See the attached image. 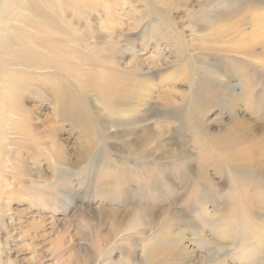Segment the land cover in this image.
I'll return each mask as SVG.
<instances>
[{"label":"rangeland","instance_id":"obj_1","mask_svg":"<svg viewBox=\"0 0 264 264\" xmlns=\"http://www.w3.org/2000/svg\"><path fill=\"white\" fill-rule=\"evenodd\" d=\"M77 2L82 7L60 10L79 34L92 36L44 76L62 91L59 104L45 91L28 101L35 127L25 129L39 142L6 130L0 264H146L161 244L182 252L166 264H264V185L232 169L241 181L233 185L207 141L238 132L239 119L253 134L248 145L264 143V0ZM108 85L114 96L103 92ZM137 135L147 137L144 151L125 152ZM18 156L23 171L13 166ZM232 192L243 197L233 200ZM144 202L157 205L150 226L137 218ZM168 210L187 220H172L164 234L160 218Z\"/></svg>","mask_w":264,"mask_h":264},{"label":"bare ground","instance_id":"obj_2","mask_svg":"<svg viewBox=\"0 0 264 264\" xmlns=\"http://www.w3.org/2000/svg\"><path fill=\"white\" fill-rule=\"evenodd\" d=\"M54 1L55 0H47L48 3L47 2L45 3L47 4V7L48 6L49 7L48 9H45L42 7L43 5L42 2H44V0H0V164H1V157L3 156L4 153L6 154L5 156L7 157V159H9L11 156V153L9 154L10 150L7 151L6 149V146L10 144V142L6 141L7 140L6 130L8 129L14 130V133L21 134L26 138H28L29 129L26 130L25 128L27 126L35 125L33 123L34 117L32 116L33 106L29 107L27 104L28 101L36 100V99L39 100L38 98L41 97L40 95L43 91H45L48 94V96H50L49 97L50 100L55 101V104L58 105L59 101H61L62 91H60L59 86L55 83L46 84V82L43 80L44 76L49 75L50 72L53 73L52 72L54 68L53 64L56 62V60L63 58L66 59L67 56H70L72 54L71 51L72 49L73 51L79 50V44H83L82 42H85V39L88 36L90 35L92 36L91 33L88 34L89 33L88 31H86L87 34L85 32L82 35L79 34L81 32L78 33L77 30L73 27V25L75 24H73L71 20L70 21L66 20L63 13L60 10L62 7L64 8V6L66 5L65 3L69 5H75V7H79V6L82 7L83 4L79 6L76 5L78 4L77 2L78 0L77 1L60 0V3L57 2L56 4L54 3ZM28 26L32 27L34 29V32L36 31V34L29 33L27 29ZM76 43L77 45H75ZM85 45L87 46V48H93L88 43H86ZM69 53L70 55H68ZM79 59L84 60L83 58H81V56H79ZM60 83L63 84L62 81H60ZM108 86L104 88L103 92H105L106 94L111 93V96L113 93L114 96L113 87L110 86L108 87ZM73 103H75V101L72 102V104ZM198 103L199 102H197L196 104ZM56 107L59 108V106ZM263 111L264 109L262 110L261 114L264 117ZM82 112H84V115L86 114L85 111ZM73 118L74 117H72V119ZM82 119L84 118L82 117ZM130 121L132 124H136V122H138L135 117L131 118ZM77 122L80 123V120ZM84 123L87 122L84 120ZM236 124L239 125L238 132L232 129L227 130L222 134L218 135L217 137L207 140L209 141V146L212 149L216 150L219 153L218 156L224 160L223 163L219 159L224 166V170H227L228 173L227 175L229 177V180L232 183H234L233 185L237 186V184H240L241 181H239L240 177H238V175L230 174L231 172H233L232 169L238 170V172L245 171L247 172L246 178H248L249 180H253L255 182H259L262 185H264V143L257 148L251 146L250 144L248 145L247 142L250 139L252 141L253 134H251L245 121L238 119ZM49 126L51 131L50 134H52L54 130L53 128L55 126L53 127V125H48V127ZM144 129L147 128L144 127ZM128 135H130V133ZM28 139L31 140L30 145L32 144L34 145L37 142H39V139L32 136L29 137ZM131 139L132 140L128 141V144L123 149L125 152L133 154L144 151L142 147H144L148 143L146 136L137 135L136 137H132ZM30 145H26V146L31 147ZM237 145H239L240 149H238L237 150L238 152L234 155L231 149ZM59 147H60L59 144L57 145L54 144V148L52 149V151L55 154L56 161L63 162L65 160V157L62 155V151L60 152L61 149L59 150ZM85 150L83 151L85 152ZM151 151H152L151 149H148L147 152L149 153ZM84 152L82 154L83 156L80 159V161H83L88 156L85 155ZM215 159L217 161L216 157ZM24 162L25 159L18 156L16 157V163L14 162L13 166L15 167V169H19L23 171L25 169ZM146 175H148V173ZM146 175L145 177L148 178V176ZM129 178L125 179L124 181L127 182L128 184H132V180L131 178L130 179ZM115 180L118 179L116 177L115 178L111 177L110 181L114 182ZM201 181L202 180H200V182L197 181L195 185L196 187L194 191L195 194L197 195L196 198L200 197V195L202 194L201 190L203 189L202 187L203 185ZM139 182L137 183L135 181V183H137L138 185L141 184L142 187H145L144 180L143 181L141 180ZM246 183L247 185H249L248 181ZM104 185L105 188H112L111 186L113 184L104 183ZM245 185L246 184H244V186ZM247 185L245 186V189ZM0 189H1L0 219L2 220L7 217L6 207H5L6 205L5 201H7V198L4 201L5 196L7 197L6 195L7 192L3 191L4 189L1 187V185H0ZM214 192L216 191L211 188L210 191L208 190L207 194ZM232 194L234 196L233 200L237 198L240 200V198L243 197L242 193L237 194L232 192ZM143 204L144 205H141L140 210H137V215H138L137 218H140L139 220H141L143 224L145 225L149 224L150 226V224H152L157 220L155 219V214H154L157 205H152V204L148 205L146 204V202H144ZM249 206H250V202L245 200L243 201L241 209L246 210L248 212V209H250ZM176 213L179 214V211H176ZM184 215L185 216L183 217V214L180 213L178 216H176L175 212L173 211L170 210L166 212L164 211L160 218L161 224L163 225L162 226L163 227L162 230H164L163 233L164 234L169 233L167 232V230H169L171 224H174L171 223L172 220L173 221L178 220V222L186 221L187 215L185 213ZM110 216L112 217V215ZM199 232H202V230L200 229ZM165 236L166 235H164V237ZM172 236L176 240H181L182 238L181 233L180 234L175 233ZM259 250L261 252L263 249L260 248ZM149 251L148 254L146 255V261H147L146 264H166V262L168 261L179 260L182 257V252L179 247H176V244H168V246L161 244L160 246L155 247L154 249H150Z\"/></svg>","mask_w":264,"mask_h":264}]
</instances>
